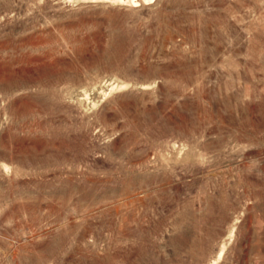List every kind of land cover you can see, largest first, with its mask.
I'll return each instance as SVG.
<instances>
[{
    "label": "rangeland",
    "instance_id": "374dc122",
    "mask_svg": "<svg viewBox=\"0 0 264 264\" xmlns=\"http://www.w3.org/2000/svg\"><path fill=\"white\" fill-rule=\"evenodd\" d=\"M116 1L0 0V264H264V0Z\"/></svg>",
    "mask_w": 264,
    "mask_h": 264
},
{
    "label": "bare ground",
    "instance_id": "6f19581e",
    "mask_svg": "<svg viewBox=\"0 0 264 264\" xmlns=\"http://www.w3.org/2000/svg\"><path fill=\"white\" fill-rule=\"evenodd\" d=\"M78 1H81V0H78ZM84 1H85V0H84ZM86 1H87V0H86ZM91 1H92V0H91ZM111 1H112V0H111ZM115 1H116V0H115ZM120 1H121V0H120ZM123 1H124V0H123ZM130 1H132V2H135V1H136V2H137V0H130ZM144 1H150V2H151L152 0H144ZM116 2H117V1H116ZM136 2H135V3H136ZM124 3H125V1H124ZM129 3H130V2H129ZM146 3H147V2H146Z\"/></svg>",
    "mask_w": 264,
    "mask_h": 264
}]
</instances>
